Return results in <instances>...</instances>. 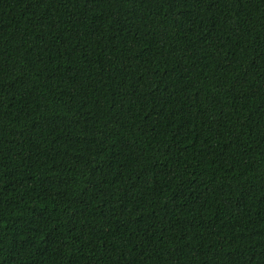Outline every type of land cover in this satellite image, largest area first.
Returning a JSON list of instances; mask_svg holds the SVG:
<instances>
[{
	"label": "trees",
	"instance_id": "1",
	"mask_svg": "<svg viewBox=\"0 0 264 264\" xmlns=\"http://www.w3.org/2000/svg\"><path fill=\"white\" fill-rule=\"evenodd\" d=\"M0 264H264V0H0Z\"/></svg>",
	"mask_w": 264,
	"mask_h": 264
}]
</instances>
